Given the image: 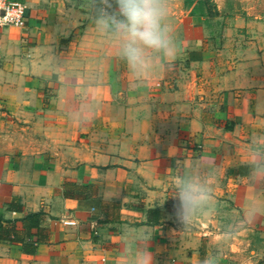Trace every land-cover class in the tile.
Segmentation results:
<instances>
[{"label": "crops", "instance_id": "1", "mask_svg": "<svg viewBox=\"0 0 264 264\" xmlns=\"http://www.w3.org/2000/svg\"><path fill=\"white\" fill-rule=\"evenodd\" d=\"M17 1L24 24L0 28V264H264V0H168L175 55L142 71L90 0ZM188 182L207 195L185 222Z\"/></svg>", "mask_w": 264, "mask_h": 264}, {"label": "clouds", "instance_id": "2", "mask_svg": "<svg viewBox=\"0 0 264 264\" xmlns=\"http://www.w3.org/2000/svg\"><path fill=\"white\" fill-rule=\"evenodd\" d=\"M167 3L168 0H116L117 14L101 18L100 23L121 41V56L130 69H147L151 53L175 55L165 23L169 14ZM206 195L198 184H183L179 189V206H174L173 215L186 222Z\"/></svg>", "mask_w": 264, "mask_h": 264}, {"label": "built area", "instance_id": "3", "mask_svg": "<svg viewBox=\"0 0 264 264\" xmlns=\"http://www.w3.org/2000/svg\"><path fill=\"white\" fill-rule=\"evenodd\" d=\"M24 5L17 0H0V28L12 24L23 25Z\"/></svg>", "mask_w": 264, "mask_h": 264}, {"label": "trees", "instance_id": "4", "mask_svg": "<svg viewBox=\"0 0 264 264\" xmlns=\"http://www.w3.org/2000/svg\"><path fill=\"white\" fill-rule=\"evenodd\" d=\"M91 2V16L95 18H100L106 15H116V9H115V0H90ZM151 214H157L159 213L158 209H150ZM41 214L39 212H34L28 215V220L32 219V224L35 223V225L39 224ZM28 224V222H27Z\"/></svg>", "mask_w": 264, "mask_h": 264}, {"label": "rangeland", "instance_id": "5", "mask_svg": "<svg viewBox=\"0 0 264 264\" xmlns=\"http://www.w3.org/2000/svg\"><path fill=\"white\" fill-rule=\"evenodd\" d=\"M240 217H236V219H239Z\"/></svg>", "mask_w": 264, "mask_h": 264}]
</instances>
